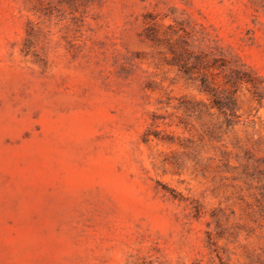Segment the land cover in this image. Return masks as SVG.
I'll return each instance as SVG.
<instances>
[{"label":"rangeland","instance_id":"obj_1","mask_svg":"<svg viewBox=\"0 0 264 264\" xmlns=\"http://www.w3.org/2000/svg\"><path fill=\"white\" fill-rule=\"evenodd\" d=\"M0 264H264V0H0Z\"/></svg>","mask_w":264,"mask_h":264}]
</instances>
